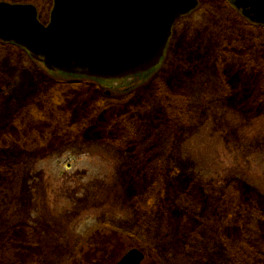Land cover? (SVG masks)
Wrapping results in <instances>:
<instances>
[{
  "label": "rangeland",
  "instance_id": "1",
  "mask_svg": "<svg viewBox=\"0 0 264 264\" xmlns=\"http://www.w3.org/2000/svg\"><path fill=\"white\" fill-rule=\"evenodd\" d=\"M0 2L31 5L41 24L49 22L52 0ZM227 9L228 0H199L176 22L158 67L99 85L113 104L89 89L62 88L63 111L47 106L57 136L47 150L0 143V264H116L132 249L142 264H168L164 250L128 233L141 200L170 241L205 253L199 237L216 236L228 251H254V263L264 264V31L243 32ZM218 23L258 51L233 39L231 62H215L211 34L224 35ZM0 48L1 138L17 135L26 103L67 79ZM108 127L121 133L119 146ZM113 218L124 225H103Z\"/></svg>",
  "mask_w": 264,
  "mask_h": 264
},
{
  "label": "water",
  "instance_id": "2",
  "mask_svg": "<svg viewBox=\"0 0 264 264\" xmlns=\"http://www.w3.org/2000/svg\"><path fill=\"white\" fill-rule=\"evenodd\" d=\"M246 20L264 26V0H229ZM197 0H53L47 26L30 5L0 2V40L25 49L48 71L118 80L160 63L175 20ZM129 251L117 264H141Z\"/></svg>",
  "mask_w": 264,
  "mask_h": 264
},
{
  "label": "trees",
  "instance_id": "3",
  "mask_svg": "<svg viewBox=\"0 0 264 264\" xmlns=\"http://www.w3.org/2000/svg\"><path fill=\"white\" fill-rule=\"evenodd\" d=\"M227 12L230 13L231 15H234V18L237 22L236 24H238L237 28H239L243 32H251V33L263 32L264 29L246 25L243 22V20H241L240 17L235 13H233L230 9H227ZM215 23H217V21ZM236 24L234 22V25ZM216 28L219 30V32L224 33V35H220L221 33H218L217 31H213V33L211 34V37L215 42L214 48L212 50L215 52L214 61L218 62V64H220L221 62L222 63L231 62L230 61V58L232 59L231 47L233 46H231L228 43H230V41H233L234 38L232 37L230 38V36H228L229 33L227 34V29H231V27L227 23L224 24L218 23L216 25ZM240 38L242 39V37ZM245 38L246 37L243 36V39ZM234 40L236 41L235 43L238 44H233V45H237V47L238 45L242 47L244 43L251 45V47L253 48L255 47L250 43V41H242V40L239 41V39H234ZM234 48L236 49V47ZM255 50L258 51L256 47ZM212 51L210 52V54H213ZM239 60H241L242 62H246L248 68L251 69L252 67L255 69V66H258L257 62H252L250 61L249 58L246 59L239 58ZM262 67H263L262 70H264V61L262 63ZM258 68H260V66ZM258 68L256 67V69ZM50 90H54V89L50 88ZM54 93L55 94L53 95L37 94V97H35L30 102L26 103L24 106L25 116L23 115V118L21 119V123L19 122L15 123L16 125L15 127H17L18 130L17 135L13 136V135L4 134L0 138V143L7 148H11L12 145L16 144L22 146V148H24L25 151H32L34 149L40 151L43 150L44 148H46L47 150V148L50 147V144L53 143L55 140V138L53 139V137L57 138L54 132L50 135L51 130L49 131V128L51 124L47 120V112H46L47 106L53 109V113L55 115H58L63 111L61 104H64V98H63L64 96L60 95L64 92L61 93L55 91ZM128 107L130 106L128 105ZM166 109L168 110L167 107ZM16 118L18 120L19 116H17ZM43 120L46 121V126H44L45 128L43 127L42 130L33 128V126L40 127V122H42ZM26 127H28L27 128L28 135H26L25 133ZM110 127L104 129L103 131L109 136L108 138H111L113 140L112 142H114L115 146H119V141L117 140V138L120 137L121 133L119 134V136H115V134L113 135L108 134V129ZM127 128L130 130L129 127ZM129 133L134 134L133 131L131 130ZM21 134L23 135L22 139L20 138ZM60 137H64L63 134H61ZM106 138L107 137L105 138L103 137V140L104 141L108 140ZM134 205L137 206L138 209V214L136 215L137 222L132 226L130 230H128V233L130 232L131 234H134L136 239L142 241L144 240L146 241V243L152 245L153 248H155L159 254H162L164 250L165 251L164 256L166 261H168V264H180L179 261H181V264L184 263L198 264V262L204 260L205 257L214 260L213 264H248L250 262L252 264H257L254 263L256 259V255L254 254V251L250 250V253H248L249 252L248 251L246 254L239 253L240 251L239 252L228 251L229 249L226 248L224 242L218 240L216 236L215 238L211 236V239L207 241H205L203 236L199 237L200 238L199 241L202 242L200 245L204 247L203 249L205 250V253L195 250V248L189 246V244L183 245L181 242H172L170 241L171 238L170 235L168 234L169 231H167L165 226L162 225L161 219L154 218V216L152 219H150L151 217H150V211L148 210V200H145L143 202L141 200L140 202H136ZM190 212L191 211H189V213ZM103 225H106L107 227H113L114 225L115 227L118 226V228H120V226L124 224L120 220L113 218L112 220L110 219V221H107L106 223H104L103 221ZM205 233L207 234V232ZM190 241L193 245V240L190 239ZM242 254L245 255L243 256ZM34 262L35 263H31V264H36V260Z\"/></svg>",
  "mask_w": 264,
  "mask_h": 264
},
{
  "label": "flooded vegetation",
  "instance_id": "4",
  "mask_svg": "<svg viewBox=\"0 0 264 264\" xmlns=\"http://www.w3.org/2000/svg\"><path fill=\"white\" fill-rule=\"evenodd\" d=\"M246 24H248L249 26H252V27L264 29V26H262V25H255V24H251V23H246ZM1 46H2V44H1ZM18 51L21 53L22 56L24 55L23 54L24 51L22 49L18 48ZM21 55H19V56H21ZM45 71L47 73L53 75V76H57L59 78L67 79V81H65V82L54 83L55 85L53 87H54V91L56 89V92H63L62 88H68L69 89V87L70 88H85V89H89V91H92L94 94L93 95L94 97H99V99H101V101L104 105L113 104L112 101H110V100H109L110 102L107 101L108 96H109L108 91L105 92V96H102L100 94L99 85L102 83V81H100V79L92 78V77H81V76H75V75H68V74H63V73L58 72V71H47V70H45ZM1 72H2V69H1ZM135 77H137V76H135ZM128 97H129V95L126 96L125 98L128 99ZM104 99H106V100H104ZM116 104H122V103L119 102Z\"/></svg>",
  "mask_w": 264,
  "mask_h": 264
}]
</instances>
